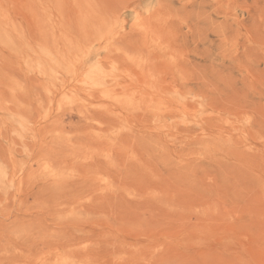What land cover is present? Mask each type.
I'll return each instance as SVG.
<instances>
[{
	"label": "rangeland",
	"instance_id": "obj_1",
	"mask_svg": "<svg viewBox=\"0 0 264 264\" xmlns=\"http://www.w3.org/2000/svg\"><path fill=\"white\" fill-rule=\"evenodd\" d=\"M0 264H264V0H0Z\"/></svg>",
	"mask_w": 264,
	"mask_h": 264
}]
</instances>
